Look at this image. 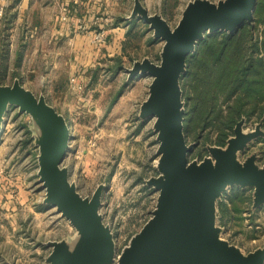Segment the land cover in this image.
I'll list each match as a JSON object with an SVG mask.
<instances>
[{
  "label": "rangeland",
  "instance_id": "1",
  "mask_svg": "<svg viewBox=\"0 0 264 264\" xmlns=\"http://www.w3.org/2000/svg\"><path fill=\"white\" fill-rule=\"evenodd\" d=\"M143 1L149 13L161 14L174 27L185 5L193 0ZM4 12L5 7L0 17V83L10 85L17 78L63 115L71 135L62 162L68 179L82 197H90L103 185L102 221L116 243L127 244L154 208L157 191L145 180L157 174L158 160L154 118L139 115L151 78L133 77L127 70L144 58L158 63L163 42L153 38L147 24L135 19L126 27L119 49L97 56L74 72L69 64H62L56 76L45 82L36 62L22 63L18 56L21 34L3 20ZM256 123H244L243 129L251 130ZM38 135L28 114L9 107L0 133V264H41L50 251L48 241L65 239L72 245L77 236L66 219L42 203L44 193L36 175ZM191 142L196 144L187 153L189 161L208 156L206 146L214 145L186 139ZM251 153L257 155L258 166L264 165V136L253 139L238 159ZM245 195L252 196V189L247 188ZM243 206L226 223L218 224L217 218L216 223L220 237L247 254L264 247V206Z\"/></svg>",
  "mask_w": 264,
  "mask_h": 264
},
{
  "label": "water",
  "instance_id": "2",
  "mask_svg": "<svg viewBox=\"0 0 264 264\" xmlns=\"http://www.w3.org/2000/svg\"><path fill=\"white\" fill-rule=\"evenodd\" d=\"M256 1L193 0L170 27L161 14L149 13L140 0H133L128 19L147 24L153 38L163 42L158 63L144 58L127 70L130 76L151 78L139 115L154 118L157 174L145 182L157 196L151 216L116 258L112 232L99 213L103 185L82 197L62 165L71 140L65 118L17 78L10 85L0 83V133L9 107L31 117L39 130L36 175L44 193L42 203L66 219L77 235L72 245L65 239L48 241L50 251L41 264H264V247L243 254L220 237L215 207L232 187L251 188V207L264 206V165H257L255 153L238 159V153L264 136V130L257 122L245 131L240 119L225 146L207 145L208 156L189 161L187 153L196 142L186 143L184 137L179 84L185 59L203 33L233 32L249 23Z\"/></svg>",
  "mask_w": 264,
  "mask_h": 264
},
{
  "label": "trees",
  "instance_id": "3",
  "mask_svg": "<svg viewBox=\"0 0 264 264\" xmlns=\"http://www.w3.org/2000/svg\"><path fill=\"white\" fill-rule=\"evenodd\" d=\"M252 19L233 32H204L187 55L179 80L185 140L223 147L240 119L264 126V0L256 1ZM246 189L232 187L216 200L218 224L252 203Z\"/></svg>",
  "mask_w": 264,
  "mask_h": 264
},
{
  "label": "crops",
  "instance_id": "4",
  "mask_svg": "<svg viewBox=\"0 0 264 264\" xmlns=\"http://www.w3.org/2000/svg\"><path fill=\"white\" fill-rule=\"evenodd\" d=\"M132 5L133 0H5L3 20L13 30L19 29L22 63L36 62L46 82L62 64H69L74 72L97 56L119 49L131 25L127 18ZM101 28L107 43L96 45L92 37ZM10 39L9 45L12 35Z\"/></svg>",
  "mask_w": 264,
  "mask_h": 264
},
{
  "label": "built area",
  "instance_id": "5",
  "mask_svg": "<svg viewBox=\"0 0 264 264\" xmlns=\"http://www.w3.org/2000/svg\"><path fill=\"white\" fill-rule=\"evenodd\" d=\"M4 6H5V0H0V17L2 15ZM106 35L107 34H106L105 29L101 28L98 31L94 32V35L92 37V42L95 43L96 45L103 44L106 40ZM113 241H114L115 258H116L118 256L120 249L124 246V244L119 245L118 243H116L114 238H113Z\"/></svg>",
  "mask_w": 264,
  "mask_h": 264
}]
</instances>
